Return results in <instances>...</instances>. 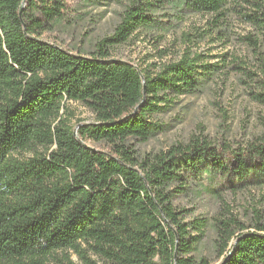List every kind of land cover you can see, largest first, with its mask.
<instances>
[{
    "label": "trees",
    "instance_id": "1",
    "mask_svg": "<svg viewBox=\"0 0 264 264\" xmlns=\"http://www.w3.org/2000/svg\"><path fill=\"white\" fill-rule=\"evenodd\" d=\"M132 2L113 32L85 53L44 38L70 11L66 0H0V260L40 264L34 257L73 248L95 264L79 251L86 243L112 264H211L194 255L204 220L186 222L175 202L190 189L185 167L223 178L232 172L239 183L264 180V131L239 151L193 139L137 153V143L163 130L158 116L197 91L214 65L190 52L139 68L113 58V47L157 26L154 7L220 15L228 0ZM253 5L247 18L264 31V4ZM257 98L264 104V95ZM69 101L85 106L93 121L73 127L61 112ZM34 145L44 154L10 156ZM215 221L218 254L235 244L221 264H264L263 225L244 231L249 226L233 216Z\"/></svg>",
    "mask_w": 264,
    "mask_h": 264
},
{
    "label": "rangeland",
    "instance_id": "2",
    "mask_svg": "<svg viewBox=\"0 0 264 264\" xmlns=\"http://www.w3.org/2000/svg\"><path fill=\"white\" fill-rule=\"evenodd\" d=\"M132 1L66 0L70 11L44 38L73 52L90 53L99 39L113 32ZM254 1L264 4V0H228L220 15L181 12L169 5L154 7L150 13L157 26L140 28L113 47V58L139 68L159 66L190 52L199 53L201 60L214 65L197 91L177 97L175 104L158 116L163 130L137 143L139 155L165 152L193 139L217 151H239L262 134L264 104L257 95H264V31L256 29L247 18L254 13ZM61 112L70 117L73 127L94 119L85 106L74 101L67 102ZM87 145L109 150L104 143L89 141ZM44 152L42 146L34 145L10 156L26 161ZM185 170L190 189L187 196L175 202L185 211L186 222L193 225L196 219H203L206 224L194 255L221 264L235 244L229 241L223 254H218L215 220L233 216L249 226L244 231H254L250 226L257 223L264 226V180L239 183L232 172L223 178L215 172L208 176L194 166ZM79 251L95 264H112L86 243H81ZM34 258L41 259L40 264H85L73 248L52 250ZM0 264L32 263L30 257H23L2 259Z\"/></svg>",
    "mask_w": 264,
    "mask_h": 264
}]
</instances>
